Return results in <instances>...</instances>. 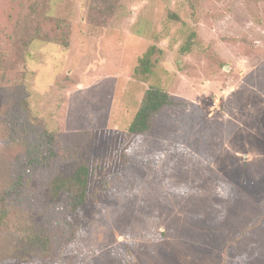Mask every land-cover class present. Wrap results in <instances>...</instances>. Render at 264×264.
<instances>
[{
    "label": "rangeland",
    "instance_id": "obj_1",
    "mask_svg": "<svg viewBox=\"0 0 264 264\" xmlns=\"http://www.w3.org/2000/svg\"><path fill=\"white\" fill-rule=\"evenodd\" d=\"M36 1L0 0V197L24 159L3 126L23 81L57 157L13 199L0 264H264V0H52L68 46L35 41L21 63ZM150 87L177 105L131 135ZM87 164L83 208L50 206L51 178ZM26 223L48 226L47 258L13 251Z\"/></svg>",
    "mask_w": 264,
    "mask_h": 264
},
{
    "label": "trees",
    "instance_id": "obj_2",
    "mask_svg": "<svg viewBox=\"0 0 264 264\" xmlns=\"http://www.w3.org/2000/svg\"><path fill=\"white\" fill-rule=\"evenodd\" d=\"M51 1L38 0L31 6L30 13L22 25V32L15 45L13 44L21 63H25L29 48L35 41L61 42L60 44L64 47L68 46L65 36L59 35V31L63 29L62 22L50 16L48 5ZM50 29H53L56 38L51 37ZM152 51L153 48L140 59L138 74L148 75L151 72ZM4 61V57L0 55V70ZM15 93L14 102L4 118L3 126L5 132L11 135L10 140L23 146L24 159L14 184L4 190L0 197V239L3 231L7 230L10 206L13 199L20 195L25 177L34 170L49 169L51 161L57 157L55 134L47 128L43 120L33 118L29 107L30 92L24 85V81L17 86ZM176 105L177 102L167 91L150 87L144 93L139 109L128 129L129 133L134 136L151 133L156 118L165 109ZM93 173L94 167L87 164L79 165L71 172L57 174L48 183L47 203L54 206L64 196L70 210L74 213L79 212L87 202ZM15 238L13 251L22 259L39 261L50 255L51 240L48 226L26 223L15 234Z\"/></svg>",
    "mask_w": 264,
    "mask_h": 264
}]
</instances>
